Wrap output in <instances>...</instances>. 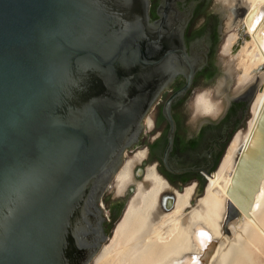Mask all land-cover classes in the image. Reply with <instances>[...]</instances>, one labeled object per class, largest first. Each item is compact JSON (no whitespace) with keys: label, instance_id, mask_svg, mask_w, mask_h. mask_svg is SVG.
Segmentation results:
<instances>
[{"label":"water","instance_id":"1","mask_svg":"<svg viewBox=\"0 0 264 264\" xmlns=\"http://www.w3.org/2000/svg\"><path fill=\"white\" fill-rule=\"evenodd\" d=\"M179 2L160 0L153 17L151 0H0V264L92 262L110 236L103 196L148 113L183 76L163 109L170 150L172 104L209 52L207 36L185 39L198 1L184 9ZM242 8L249 22L256 7ZM257 85L247 89L251 104ZM238 96L225 97V112ZM248 111L226 135L215 168L236 133L249 130L227 188L225 231L241 212L251 214L264 179V104L251 128ZM212 166L178 172L195 171L205 188ZM203 233L208 243L193 255L197 264L215 242Z\"/></svg>","mask_w":264,"mask_h":264},{"label":"bare ground","instance_id":"2","mask_svg":"<svg viewBox=\"0 0 264 264\" xmlns=\"http://www.w3.org/2000/svg\"><path fill=\"white\" fill-rule=\"evenodd\" d=\"M240 6L256 7L249 22L245 16L241 18L234 13ZM216 11L223 21L222 27L234 29L222 47L220 59L226 62L228 56L230 60L226 62L228 65L225 63L214 91L227 99V90L237 70L241 72L233 97L254 82L264 84V0H218ZM263 104L264 87L257 90L251 104L250 128ZM195 106L203 114L214 115L222 105L209 91H203L196 95ZM147 123L152 126V119L148 118ZM248 131L240 129L236 133L219 167L207 174L203 194L197 197L196 183L182 190L174 189V196L167 197L172 187L155 164L147 167L141 179L137 178L135 166L145 159V150L124 159L114 180L117 192L129 195L128 202L93 264H197L193 255H200L208 243L205 230L215 242L207 250L204 264H258L264 258V179L251 214L241 212L228 222V231L224 230L229 199L227 188L236 153ZM164 203L168 210L164 209Z\"/></svg>","mask_w":264,"mask_h":264},{"label":"flooded vegetation","instance_id":"3","mask_svg":"<svg viewBox=\"0 0 264 264\" xmlns=\"http://www.w3.org/2000/svg\"><path fill=\"white\" fill-rule=\"evenodd\" d=\"M159 1L151 0L153 17L156 16L155 10ZM193 1H198V3L193 17L186 28L185 39L189 45L196 39L207 36L205 40L209 43L208 63L196 73L188 93L172 104L171 114L176 123V130L170 150L167 151L170 144L168 136L170 122L165 117L163 109L167 99L184 83L185 78L183 76L176 78L172 85L162 92L153 106L156 112L152 116H149L148 113L145 119L144 131L148 128V133L143 132L138 144H136V146H141L146 151V157L141 167H138L137 171H135L137 178L141 179L143 177L145 166L155 164L156 169L170 183L172 189L169 193L172 197L175 194L174 189H184L185 186L190 185L194 181H197L196 187H204V181L195 171L178 172V170L183 167L199 168L210 164L213 165L212 170H215L227 146L226 135L231 136L247 115L254 93V89L242 92L239 96L237 95V100L232 102L230 108L224 114L216 118L209 117L202 121L196 131L190 130L191 119H189L188 112L184 111L183 107L188 96L195 88L205 87L212 81L214 75L219 72V66L214 62L213 57L216 50L223 54V51L219 50V48L221 40L225 37L222 20L219 18L216 8L211 14H207L205 23L197 25L196 19H198L199 15H205V8L203 7L207 0H185V3L179 2L180 8L184 9V4L188 6ZM147 118L152 119V127L147 123ZM108 199L109 196L106 197V202H108ZM124 202L125 199L114 206H109L110 221L121 212H124ZM165 203L164 209L168 210Z\"/></svg>","mask_w":264,"mask_h":264},{"label":"rangeland","instance_id":"4","mask_svg":"<svg viewBox=\"0 0 264 264\" xmlns=\"http://www.w3.org/2000/svg\"><path fill=\"white\" fill-rule=\"evenodd\" d=\"M217 4H218V0H207L206 4L203 7V8H205V15L204 16L203 15H199L198 19H196L197 20V25H200V24H202V23L205 22L207 14H211L212 11H214V9L216 8ZM234 11H235L234 13L237 16H239V17L242 18V16H243L242 15L243 14V8H242V6H240L239 8H235ZM223 29H224L223 32H224L225 37L220 42V48H219V50H222V47H223L224 43L226 42V38H227L228 34L232 30H234L233 28L232 29H226V27H224ZM221 55L222 54H220V52L218 50H216V52L214 54V57H213L214 62L216 64H218V66H219V72L214 75V77L212 78V81L209 84H207L205 87H197V88H195L193 90V92H191V94L188 96V99L186 101V104L183 107V110L186 111V112H188L189 119H191L190 120L191 122H190L189 128L192 131H196L199 128V126H200V124L202 123L203 120H205V119H207L209 117L216 118V117L224 114V112L226 110V105H225L226 100H225V97L224 96H220V95H216L215 92H214L215 91V86L217 85L218 81L220 80V78L223 75L221 73V71H223L225 69V67H226L225 66V63L226 62L229 63V60H230V58L228 56H226V59H225L226 62H222V60L220 59L221 58ZM227 63H226V65H228ZM235 67H237V66L235 65ZM240 72H241L240 70H237L236 72H234L233 77H232L233 80L231 81V83H230L231 85L229 86V88L227 90L228 95L233 96L235 94V92L237 91V89H238V77L240 75ZM257 84H259V85H257V87H256V93H257V90L259 89V86H260L261 82H258ZM203 91H209L211 93L212 97L214 98V100H216L217 102H219L220 105H222L221 108H220V111L218 113H216L214 115H206V114H203V113L199 112L196 109V106H195V97H196L197 94H199V93H201ZM256 93H255V95H256ZM153 108L149 112V116H152L156 112V110H154ZM250 108H251V106H250ZM247 118H249V111L247 113ZM143 132L144 133H148V128H147V130H145ZM142 149H143V147L136 146V144H135L132 148H130V149H128L126 151V153L124 155V159L126 160V159L132 157L137 151L142 150ZM143 161H144V159L142 161H140L139 163H137V165L135 166V171H137V168L138 167H141ZM147 166H149V165H147ZM147 166L144 167L145 170L147 169ZM145 170H144L143 174L145 173ZM196 182L197 181H194L193 183H196ZM193 183H191V184H193ZM198 188L199 187H197V189ZM203 188L204 187H202V189ZM180 190H182V189H180ZM168 195H171V194L170 193H167V197H168ZM107 196H109L108 202H106V197ZM198 196H200V195H198ZM128 197H127V194H120V193L117 192V189H116V181L115 180H113L111 182L110 187H108L107 191L105 192V194L103 196V202H102L101 206L104 209L105 215L108 217L107 223H108V231L110 233V236H109L108 240H106L104 243H106V242L109 241V239H110V237H111V235L113 233L112 229L115 226V225L112 224L113 221H115L117 223L119 221V219L121 218V215L123 213V212H121L118 216H116L114 219H112L110 221L111 213H110L109 206H114L119 201H122L123 199H125L124 206H123V211H124L125 208H126L127 202H128ZM234 248H236V246ZM94 262H95V260H93L91 262V264H93ZM257 263L258 264H264V258L261 259V261H258Z\"/></svg>","mask_w":264,"mask_h":264}]
</instances>
